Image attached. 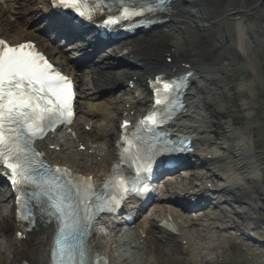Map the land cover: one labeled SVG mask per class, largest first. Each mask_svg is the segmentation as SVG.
Instances as JSON below:
<instances>
[{
    "label": "rangeland",
    "instance_id": "obj_1",
    "mask_svg": "<svg viewBox=\"0 0 264 264\" xmlns=\"http://www.w3.org/2000/svg\"><path fill=\"white\" fill-rule=\"evenodd\" d=\"M15 1L20 2L15 3ZM229 1L236 6L232 13L239 12L229 17V30L234 35V42L224 36L219 40V46L225 50L230 44H234L236 56H229L233 65L222 74L213 69L206 71L210 77H214L220 82L219 85H209L202 94L196 96L192 102L193 105L198 106V110L194 111L190 119H183L180 122V125L198 129L203 132L200 134L202 138L210 140V143L207 144L199 143L195 149L197 156L194 159L198 164L206 163V170L194 168L191 171H180L177 175L164 180L161 186V191H164L187 185L191 177L194 176L202 177L204 182L212 184V188L217 193L211 200L213 206L197 214L184 215L185 218H183L172 206L164 203L154 205L138 220L136 223L138 225L143 224L144 220L157 223L165 213H173V216H177L179 230L185 233L189 239L187 244L180 241L181 248L185 250L186 254L172 255L171 247L162 249L158 264H170L171 257L179 263L184 262V264H221L234 259L238 262L244 261L246 264H264V245H260L264 242V165L259 162L260 157L264 156V0ZM0 3L7 4V17L3 19L8 18L9 24L14 28L25 25V30L35 34H39L44 29L42 21L36 14L38 4L34 0H0ZM27 7L31 10V14L21 17L18 13ZM228 14L230 13L226 12L223 17ZM38 15H40L39 12ZM31 19L32 21H30ZM166 28L169 27L166 26ZM170 29L173 28L170 27ZM222 29L225 31L224 25H222ZM174 36L176 39L170 40L172 43L183 44L186 42L189 44L192 41L191 38H187L188 35L184 31L176 32ZM57 45L58 51L63 53L70 62H74L73 51L63 46L60 47V44ZM225 64L227 65L226 62ZM87 66L79 68L77 72L80 73L84 81V86H81L82 92L89 95L92 93L88 84L91 81L89 69L92 64L88 63ZM195 83L198 87L203 85L200 79H197ZM125 91L127 88L123 85L112 95L104 94L97 97L95 101L87 98V101L82 102L92 105V110L98 111L99 109L109 115L110 122H101L98 119L91 122L90 131L84 132L90 142L93 140L88 135L94 136L95 128H101L106 133H110L116 127L117 123L113 124L111 120H117L115 111L121 110L123 100L132 101L133 98L141 95L139 89L135 93L133 90H130L129 93H125ZM190 92L194 93V90L191 89ZM143 96L141 95L140 98ZM237 108L239 109L236 114L238 121L234 125L226 116H219L224 113L231 115V112ZM214 124L220 125L216 137L212 134V131L215 130ZM76 126L81 129L78 119H76ZM196 135L195 132L191 134L192 137H196ZM93 142L99 147L102 143L100 141ZM60 143L63 145L64 153L69 155V150L73 148H70L67 143ZM254 145L257 147L254 148ZM80 152L82 151H79L78 154H82ZM79 156L81 160H77L78 157L73 158L74 162L82 164L77 170H89L93 174H97L99 158L96 160L93 156L85 154ZM206 158L210 160V163L205 162ZM236 170L238 171L235 172ZM234 188H238L243 193L240 201L234 200L229 194ZM219 198L225 199L228 205L218 202ZM216 206L218 209L215 208ZM253 207L258 211H251ZM234 211L238 212L240 216L234 217L232 215ZM223 215L237 223H246L251 228L257 244H249V242L241 240L231 224H226L228 220L222 219ZM189 218L192 219V222L184 221ZM240 218L242 219L240 220ZM203 221H206V224L217 226L226 225L229 228L228 232L218 233L214 230H206L201 226ZM134 232L135 226L127 233L124 229H118V233H115V230L96 229L94 230L96 237L91 244L97 243L96 245L101 248V254L108 258L110 264H155V257L151 252L152 248L149 242L135 241ZM178 237L174 236L177 239ZM135 243H140L139 249L133 247L136 245ZM233 245L241 255L231 254L230 248ZM187 259L190 260L187 261Z\"/></svg>",
    "mask_w": 264,
    "mask_h": 264
},
{
    "label": "bare ground",
    "instance_id": "obj_2",
    "mask_svg": "<svg viewBox=\"0 0 264 264\" xmlns=\"http://www.w3.org/2000/svg\"><path fill=\"white\" fill-rule=\"evenodd\" d=\"M34 1L42 8L41 15H38V10L36 11L37 16H39L38 18L43 17L46 19L48 25H46V30L52 37H54V39L58 38L61 39V41L73 37L83 39L81 42L70 45V49L74 52L73 58H75V60H83L88 56L90 60L89 63L92 64V67L89 69L91 72V81L88 83L92 93L88 95L82 92L83 88H81V86L84 84V81L82 80L80 73L78 74L76 70L80 66H84L86 62L82 61L80 63H73L68 61L64 54L51 47L50 38L46 39L43 37L44 34H35L34 32L25 30V25L18 26L21 28H14L9 24L8 18L3 19L4 17H7L6 13L8 11L6 8L7 4L4 5L1 3L0 39L8 42L10 45H16L24 41H31L39 51L43 52L53 62L55 66L60 68L62 72L68 74L73 79L78 92L76 115L82 129L95 119H98L101 122H110L109 115H106L104 111H100L99 109L98 111L92 110V105L82 103L85 100L87 101V98L95 101V99L101 95H112L114 91L118 90L123 85L129 90L131 87L129 85H132L134 87L133 91L137 92V89H139L141 93L146 94L147 96L149 92L148 80H152L154 76L164 75L165 77H169L170 75H178L188 71L193 72L190 79V90H188L185 97L188 112L183 113V115L181 114V116L182 118H190L189 113L191 110H193V112L198 110V106L193 105L192 100L195 99L196 96L202 94L203 90L209 85L217 86L220 83L214 77H210L206 71H208V69H213L217 70L219 74H222L225 71H228L227 69L233 65V61L229 56H236L234 44H230L225 50H222L219 46V40L224 36H227L228 39L234 42V35L229 30V17L239 12L232 13L236 9V6L229 0H174L170 3V10L167 11V15L161 17L163 19H168V22L163 25V27L161 26V28L150 29L146 32H139L136 36L115 47L109 49L102 48L98 51H96L98 48V42L92 39L95 37L93 34L89 33L88 35L82 36L74 30L73 25L69 21L52 17L50 15L51 13H48L47 11L48 0ZM16 2L18 3L20 1H15V3ZM226 12L230 14L223 17ZM18 14L21 15V17L28 16V14H31V10L27 7ZM32 19L30 21H32ZM222 25H224L225 31L222 29ZM166 26L169 28H166ZM170 27L173 29H170ZM220 28L221 30L219 31ZM181 31H184L188 35L187 38L192 39L189 44H186V42H183V44L172 43L170 41L176 39L174 36L176 32L179 33ZM87 43H90L91 47H88ZM238 44H240V41H238ZM93 54L97 56L94 58ZM128 60L133 61L135 66L125 63V61ZM87 67L89 68V66ZM197 79L201 80L203 84L202 86L198 87V85H196L197 83L195 82ZM191 89L194 90V93L190 92ZM126 92L128 91H125V93ZM144 103L145 100L139 99H135L134 101L123 100L121 110L115 111V118L117 117L120 124L122 120L128 121L137 114L143 115L146 112L147 107L140 109V106ZM138 109L141 111L138 112ZM135 111L136 113L131 116L130 114ZM238 112L239 109L237 108V110L231 112V115H229V113H224L219 116H226L230 119L231 124L234 125L238 121L236 115ZM111 121L114 124L116 120L113 119ZM181 127L185 130L193 129L197 134L196 137L198 136L197 139L203 144L210 143L209 139L200 136L203 132L198 131V129L185 125H176L177 129H180ZM213 127L215 130L212 131V134L216 137L217 129L220 128V125L214 124ZM71 128L75 134V140L71 142L73 144L75 143L73 148L79 146L87 147V150H92L95 154L94 158L96 160V157H99L100 163L98 165L99 168L96 171L97 174H93L89 170H77L82 164L74 162L73 158L78 157L76 159L81 160L79 155L82 156L83 153L78 154L73 149H68L69 155H66L64 150L59 148L60 145L50 138L38 143V147L43 150L46 160L51 165L62 166L72 172L83 173L86 176H92V178H95L96 180L99 179L100 176L108 172L111 162L117 160L115 143L118 137V128L115 127L110 133H106L101 128H95L93 130L94 136L88 135L93 141L102 142L100 143L99 148L93 146L88 147V144L93 145L94 142L91 141L93 143H90L89 139L86 138L84 133H82L81 130L79 131L75 125H72ZM82 137L85 138L86 141L83 140ZM50 147L54 150L50 151ZM253 147L256 148L257 145H254ZM259 162L262 163L261 165H264V156L260 157ZM193 181L194 183H200L202 178L197 177L194 178ZM176 191L177 193L169 199L178 200L184 198L181 190L177 189ZM229 194L236 201H240L243 197L242 191L238 188H234ZM196 196L200 198L204 197V195ZM184 199L194 200L191 197H186ZM218 202L226 203L223 198H219ZM173 204L175 206L176 202L173 201ZM183 206L189 208L186 204H183ZM183 206L182 208L185 210ZM251 211H258V209L253 207ZM34 215V228H32L29 233H24L22 228H19L18 224L15 222L11 212L8 213L6 211L0 200V264H48V252L51 236L53 234V225L47 222V218L38 208L34 210ZM170 215L172 216L171 213ZM170 215H166L163 218V221L167 222L168 218L171 220V223L179 232V237L177 236L178 239L174 238V234L158 222L154 223L144 220L143 224L134 225L135 241L143 240L144 242H149V245L152 248L151 252L155 257V264H158L162 249L171 247L172 255H175L176 253L186 254L185 250L181 248L180 241L187 244L189 243V239H187L185 233L179 231L177 224ZM233 216L239 217L240 215L238 212H233ZM244 218L243 220H245ZM222 219L225 220L229 218L228 216L223 215ZM241 219L242 218H240V220ZM203 223H206V221H203ZM230 223L233 228L239 230V234L244 232L246 234L242 235H249L251 233L250 227L246 223H237L229 219L226 224ZM206 228V230H214L218 232L228 231L227 226L222 224L220 226L208 224ZM17 232L22 233L20 238L17 237ZM90 235V240L92 242L96 237V233L90 231ZM96 244L97 243L94 245L90 244V246L92 251L96 253L97 256H100L101 248ZM138 244H136L135 247L138 248ZM230 252L233 255H241L234 245L231 246ZM189 260L190 259H187V261ZM170 261H172L170 264H184V262L179 263L178 261H175L172 257L170 258ZM107 264H110V262L107 261ZM221 264L246 263L244 261L238 262L234 259L229 262L224 261Z\"/></svg>",
    "mask_w": 264,
    "mask_h": 264
},
{
    "label": "snow or ice",
    "instance_id": "obj_3",
    "mask_svg": "<svg viewBox=\"0 0 264 264\" xmlns=\"http://www.w3.org/2000/svg\"><path fill=\"white\" fill-rule=\"evenodd\" d=\"M96 2L102 4V0ZM82 3L84 0H52L53 7H72L78 16L90 19L80 7ZM136 14L135 11L129 13ZM31 48L30 44L9 47L0 40V164L11 172L10 180L17 192L18 220L31 215L29 204L35 193L25 190L29 182L47 197L51 209L48 215L55 216L59 222L51 264H87L84 240L73 239L80 220L73 211L74 204L65 191L66 185L60 183L66 177L72 183L70 174L57 168L54 173L45 171L36 175L35 157L39 154L30 147L34 138H42L57 121L65 123V117L71 116V83L59 73L53 74L52 66ZM179 83L187 86L184 78H180ZM174 86L176 82L162 83L165 92ZM155 103L160 105L162 101L157 99ZM147 119L156 126L153 116ZM123 184L121 181L122 190H126ZM73 187L81 203L91 198L89 187L82 188L79 184ZM16 235L20 238L22 233Z\"/></svg>",
    "mask_w": 264,
    "mask_h": 264
}]
</instances>
